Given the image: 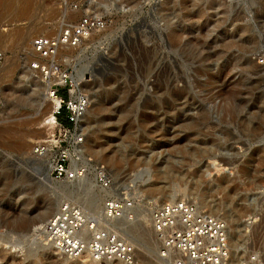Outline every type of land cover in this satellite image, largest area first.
I'll return each instance as SVG.
<instances>
[{
    "label": "rangeland",
    "instance_id": "374dc122",
    "mask_svg": "<svg viewBox=\"0 0 264 264\" xmlns=\"http://www.w3.org/2000/svg\"><path fill=\"white\" fill-rule=\"evenodd\" d=\"M2 1L0 264H64L41 254L40 238L35 242L44 248L26 251L66 182L50 178L32 152L48 132V106L29 68L39 57L30 39L57 33L64 10L59 0ZM94 9L109 18L101 41L67 62L78 68L76 79L89 80L85 154L115 177L139 172L135 189L146 201L192 195L229 220L237 243L243 217L260 209L247 247L264 259V0H97ZM69 16L75 21L80 13ZM63 50L58 55L78 53ZM140 176L167 192L147 190Z\"/></svg>",
    "mask_w": 264,
    "mask_h": 264
},
{
    "label": "built area",
    "instance_id": "2783aa9c",
    "mask_svg": "<svg viewBox=\"0 0 264 264\" xmlns=\"http://www.w3.org/2000/svg\"><path fill=\"white\" fill-rule=\"evenodd\" d=\"M159 1L150 0L151 3ZM96 4L97 0H59L60 8L64 10L59 31L30 39V47L39 57L30 62L29 68L47 87L46 94L52 102L50 115L44 120L48 132L34 143L32 152L45 162L48 176L56 180H76L87 172L82 160L92 162L84 151L82 126L92 99L91 93L83 87L89 80L82 76L76 79L78 68L72 64L68 66L67 62H77L83 48L100 42L99 35L109 25V18L95 11ZM72 12L80 13L75 21L70 19ZM65 47L76 48L78 53L71 58L58 55ZM5 57V51L0 49V65ZM94 164L96 183L109 193L104 200L108 216L132 220L134 217L129 211L136 203L151 206L150 220L160 241V256H176L175 264H264L261 251L247 247V239L261 223L260 209L243 217L242 240L237 243L229 220L210 213L192 195H181L160 204L146 201L145 194L140 195L135 189L139 172L115 177L104 163ZM85 221L77 204L64 201L56 213L38 226L37 232L53 241L66 256L76 257L85 247L83 238L76 234ZM94 226L95 221L91 220L89 229ZM89 247L95 259L113 256L127 264L134 260V248L110 231L95 233Z\"/></svg>",
    "mask_w": 264,
    "mask_h": 264
},
{
    "label": "bare ground",
    "instance_id": "6f19581e",
    "mask_svg": "<svg viewBox=\"0 0 264 264\" xmlns=\"http://www.w3.org/2000/svg\"><path fill=\"white\" fill-rule=\"evenodd\" d=\"M3 7H4V2L0 0V12L2 11ZM25 12L27 11L23 10L20 13L21 15H24ZM69 48H73V47H69ZM33 54L36 56H39L38 53L35 51H33ZM44 59L46 60L47 58H44ZM79 76L81 77V75ZM43 88L45 90V94L43 95L44 102L47 103V106H48L45 116L43 117V120H45L50 115L51 111L49 113L48 111L51 110L52 108V102L50 98L48 97V95L46 94L47 87L44 85ZM88 110L87 112H89ZM82 162L87 166V172L91 173L92 171H91V167L89 166V163L90 164H93V163L88 162L87 160H82ZM93 166H94L93 170H95V164H93ZM140 178H141V181L143 182V185L147 188V190H150L152 192H163V193L167 192V191H164L165 189L162 190L163 188L159 186V182H156L155 180H151L150 176L149 177L147 176L146 179L143 176H140ZM161 178L162 177H158L159 180H161ZM57 181H66V180H57ZM66 182L60 186L59 184L54 185L55 187L59 186L57 188L58 191L55 190L56 195L59 198L56 202L55 213L60 209V206L62 205L64 201H73L75 204H77L82 209L86 217V221L83 224L82 228L78 230L76 234L83 238L85 242V247L78 256L68 257L64 254L63 250L59 246H57L53 241L47 240V238L45 237L43 233L41 235H38V234H34L32 231V235L28 237V238H31V243H36L35 242L36 239L40 238L41 241L46 246L44 250H41V254L46 256L47 254L46 252H49L55 255L57 258H59L60 263H64V264H68V263H71V264H100V263L127 264L119 259H116L113 256L110 258L103 257L101 259L94 258L93 253L89 247V242L93 239L95 233H97L98 231L105 230V231H110V232L115 233L123 241H125L126 243H128L134 248L133 264H136L135 262L138 261L139 259L141 260V258L145 259L146 256H149V257L152 256L151 261L153 259V262L151 264H168V263L175 264L174 261H175L176 256L171 255L168 258H164L160 255H156L152 253L149 249L150 247H149L148 238L150 237H152L153 239L155 238L157 241L156 245L158 244L160 245V241L156 237V233L153 229L152 222L150 220L151 208L145 206L147 204H145L144 206L135 205L134 208H132V210L129 211L132 213L134 217L132 220H126L124 217H119V218L111 217L106 214L105 209H104V200L107 197V194L103 193V191L101 190L102 188L96 183L94 171L92 173L91 178H89L87 175L84 174L82 177L76 180L66 181ZM166 198H167L166 200H170V199H174L175 196L173 195V196L166 197ZM138 204H141V203H138ZM91 220L95 221V226L93 229L90 230L88 227V223ZM17 244L20 245L21 242L15 241L13 243V245H17ZM41 248H44V246L28 251V253L34 250H37V249H41ZM0 257H1V254H0ZM103 259L105 260V262H103L104 261ZM169 260L170 262H167Z\"/></svg>",
    "mask_w": 264,
    "mask_h": 264
},
{
    "label": "water",
    "instance_id": "95a60500",
    "mask_svg": "<svg viewBox=\"0 0 264 264\" xmlns=\"http://www.w3.org/2000/svg\"><path fill=\"white\" fill-rule=\"evenodd\" d=\"M39 87H41V86H39ZM148 241H149L150 251L156 255H160L159 254L160 245L159 244L156 245V239H153L152 237H150V238H148ZM38 247H43V245L41 243H38V242L37 243H28L27 247H26V251L28 252V251H31V250L38 248Z\"/></svg>",
    "mask_w": 264,
    "mask_h": 264
}]
</instances>
